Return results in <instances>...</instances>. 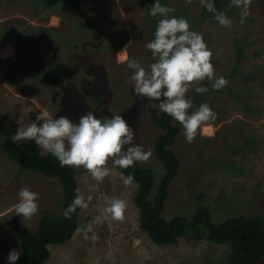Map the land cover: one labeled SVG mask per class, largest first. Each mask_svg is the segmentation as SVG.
<instances>
[{"label":"rangeland","instance_id":"374dc122","mask_svg":"<svg viewBox=\"0 0 264 264\" xmlns=\"http://www.w3.org/2000/svg\"><path fill=\"white\" fill-rule=\"evenodd\" d=\"M76 1L100 28V40L73 4L61 2L48 9L40 0H0V118L22 128L39 111L48 110L53 117L65 116L78 123L82 115L94 114L96 109V101L82 86L87 81L101 101L94 115L99 119L122 115L135 130V143L145 151L151 149V158L137 163L153 174L149 196L153 200L164 175L153 150L162 130L150 120L152 100L135 96L130 80L133 70L116 56L126 54L147 68L154 59L146 44L154 39L162 17L149 15V0ZM159 2L174 10L170 17L185 18L190 30L202 35L212 52L215 76L228 80L220 91L205 80L201 86L208 88L206 93H196L194 88L187 93L193 102L189 114L201 103L217 114L198 129L192 143L186 142L182 126L171 118L179 125L170 149L180 168L162 216L190 217L195 197L202 192L213 222L239 215L264 220V0H251L243 23L242 7L232 5L231 0H224L207 15L202 14L200 0ZM218 13L231 20L230 27L220 25L215 19ZM159 103L152 108L161 113ZM42 153L46 154L43 149ZM108 167L111 174L102 183L82 167L73 168L77 193L85 199L92 197L88 208L78 212L85 225L67 243L50 245L45 264H226L231 251L226 244L182 237L175 245H155L139 227V211L133 202L138 185L125 187L126 177L111 161ZM24 187L39 194V211L58 213L59 180L29 171L19 173L18 166L0 151V247L20 251L19 228L37 229L38 214L24 220L14 211ZM105 196L126 201L123 222L110 217L95 222L99 210L107 206ZM0 264H8L1 251Z\"/></svg>","mask_w":264,"mask_h":264},{"label":"clouds","instance_id":"9594fccd","mask_svg":"<svg viewBox=\"0 0 264 264\" xmlns=\"http://www.w3.org/2000/svg\"><path fill=\"white\" fill-rule=\"evenodd\" d=\"M208 11L215 12L210 0H200ZM232 5L242 7V19L249 13L251 0H231ZM174 10L161 5L159 0L152 5L149 15L160 16L154 32V39L146 44L154 59L147 68L126 54L116 57L132 69L130 80L136 97L157 100L161 113L167 114L183 128L186 142L192 143L198 129L216 119L217 114L207 103H201L195 111L187 93L194 88L203 94L208 88L201 86L207 80L211 88L220 91L228 80L216 77L211 63L212 52L208 49L201 34L191 31L190 24L183 17L169 16ZM221 26L230 27L231 20L223 13L215 15ZM13 143L34 141L44 152L54 156L62 167L83 168L91 177L102 183L110 176L109 161L114 166L128 169L136 162L146 163L152 156L151 149L145 151L135 143V130L122 115L99 119L91 111L82 115L78 123L65 116L53 117L48 110L39 111L35 120L17 130L11 137ZM133 174L124 179L125 187L135 184ZM39 194L24 187L18 192L15 214L30 220L39 212ZM92 197L87 199L77 194L72 203L63 211L65 219H70L77 208L87 209ZM106 207L99 210L95 222L111 218L113 222H123L127 203L123 199L104 197ZM95 238V237H94ZM21 252L13 249L8 254V264H16Z\"/></svg>","mask_w":264,"mask_h":264},{"label":"trees","instance_id":"16d2710c","mask_svg":"<svg viewBox=\"0 0 264 264\" xmlns=\"http://www.w3.org/2000/svg\"><path fill=\"white\" fill-rule=\"evenodd\" d=\"M48 9H54L64 2L73 4L74 9L84 18L85 25L95 31V39L100 40L102 32L91 20L89 15L80 10L76 0H40ZM224 0H211L216 9ZM155 0H149L153 5ZM211 11L203 8L202 14ZM96 45V44H95ZM86 95L96 101V109L101 107V101L95 90L89 88V83L83 81ZM160 101L152 100L148 107L150 120L162 130L154 141L153 150L156 159L164 168V175L159 183L153 200H150V190L154 179L150 169L142 168L136 162L133 167L117 170L127 177L133 174L137 192L133 202L139 211V227L146 232L149 239L158 246L175 245L182 237L192 240L206 239L216 244L229 245L231 251L226 264H262L264 258V220L260 216H233L219 222L210 219L209 207L205 203V195L200 192L196 195V205L190 217L173 216L165 219L162 216L164 204L168 198L171 183L179 174L180 163L172 151L179 134V125L172 122L170 116L158 113L152 105ZM94 112V114H95ZM21 127L16 122L7 123L0 118V151L18 166L19 173L29 171L58 179L62 189V196L58 202V213L52 214L47 210H40L39 223L35 232L25 227L19 228L20 258L16 264H45L51 252L49 246L62 245L71 240L78 228H84L85 222L78 219L77 208L70 219H65L63 211L72 203L77 193V181L73 168L62 167L59 161L51 154H43L34 141L13 143L11 137ZM0 251L8 259L11 251L1 246Z\"/></svg>","mask_w":264,"mask_h":264},{"label":"bare ground","instance_id":"6f19581e","mask_svg":"<svg viewBox=\"0 0 264 264\" xmlns=\"http://www.w3.org/2000/svg\"><path fill=\"white\" fill-rule=\"evenodd\" d=\"M5 50H7V49H5ZM7 52H8V51H7ZM7 52H6V53H7Z\"/></svg>","mask_w":264,"mask_h":264}]
</instances>
